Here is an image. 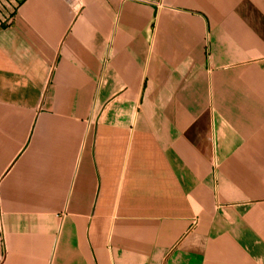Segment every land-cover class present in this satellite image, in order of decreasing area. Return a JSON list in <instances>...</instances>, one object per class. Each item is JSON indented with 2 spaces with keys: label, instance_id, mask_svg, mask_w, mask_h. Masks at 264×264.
<instances>
[{
  "label": "crops",
  "instance_id": "1",
  "mask_svg": "<svg viewBox=\"0 0 264 264\" xmlns=\"http://www.w3.org/2000/svg\"><path fill=\"white\" fill-rule=\"evenodd\" d=\"M0 264H264V0H0Z\"/></svg>",
  "mask_w": 264,
  "mask_h": 264
}]
</instances>
